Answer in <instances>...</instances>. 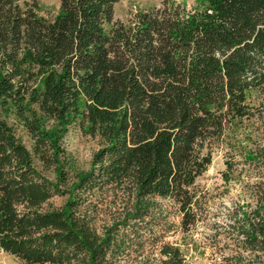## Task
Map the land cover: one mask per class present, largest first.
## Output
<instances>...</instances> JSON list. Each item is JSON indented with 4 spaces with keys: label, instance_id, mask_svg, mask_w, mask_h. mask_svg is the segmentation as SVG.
Listing matches in <instances>:
<instances>
[{
    "label": "trees",
    "instance_id": "1",
    "mask_svg": "<svg viewBox=\"0 0 264 264\" xmlns=\"http://www.w3.org/2000/svg\"><path fill=\"white\" fill-rule=\"evenodd\" d=\"M118 1L58 0L46 19L37 0H0V251L25 264H112L108 231L97 234L79 211L82 195L103 185L171 199L188 231L192 188L213 148L255 119L248 94L264 97V0H205L191 10L162 0L126 22L115 20ZM10 113L58 183L36 171ZM41 117L57 129L43 130ZM76 124L103 145L63 191L61 139ZM161 255L183 264L177 248Z\"/></svg>",
    "mask_w": 264,
    "mask_h": 264
},
{
    "label": "rangeland",
    "instance_id": "2",
    "mask_svg": "<svg viewBox=\"0 0 264 264\" xmlns=\"http://www.w3.org/2000/svg\"><path fill=\"white\" fill-rule=\"evenodd\" d=\"M29 2L30 0H24ZM187 10L202 9L205 0H174ZM162 0H119L115 20L126 22L138 11L159 7ZM37 14L52 19L58 0H37ZM248 103L259 111L254 120H243L228 130L212 150L208 170L192 188L195 223L184 231L178 206L168 198L140 200L135 189L103 185L82 195L80 214L100 236L111 237L107 259L112 264H165L163 246L177 248L183 264H264V97L248 94ZM7 122L33 166L42 176L58 183L57 169L46 168L33 154L34 141L13 113ZM40 117V116H38ZM42 129L54 131L53 121L41 117ZM99 137L85 134L76 124L64 134L61 147L69 190L79 176L89 172L93 157L102 148ZM232 165L227 171L225 161ZM69 195L51 200L53 208L63 206ZM0 264H25L0 251Z\"/></svg>",
    "mask_w": 264,
    "mask_h": 264
}]
</instances>
